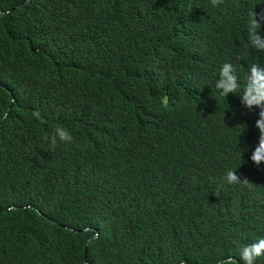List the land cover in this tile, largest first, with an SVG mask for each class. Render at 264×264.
Listing matches in <instances>:
<instances>
[{
  "label": "trees",
  "instance_id": "obj_1",
  "mask_svg": "<svg viewBox=\"0 0 264 264\" xmlns=\"http://www.w3.org/2000/svg\"><path fill=\"white\" fill-rule=\"evenodd\" d=\"M25 1L0 0V208L7 222L0 225V264H18L28 255L45 264H80V252L96 232L97 245L117 244L132 253L151 251L153 242H164L172 231L179 239L171 236V254L162 258L163 264L175 263L176 246L199 264L221 259L225 264H243L242 247L264 238V162L256 165L250 159L259 130L241 103L243 89L229 98L216 97L215 66L193 54L190 46H180L184 36H191L198 17L180 13L173 28L164 25L154 32L147 26L154 16L132 1L88 0L95 6L106 1L123 4L139 22L140 37L117 44L105 30L92 35L80 30L83 22L107 18L120 26L114 10L112 14L96 12L67 0H30L14 10ZM161 2L164 14L176 7L174 0ZM185 9H198L202 16L198 19L221 24L222 14L240 25L251 7L236 0H220L215 6L207 0H191ZM220 24L212 29L221 32ZM256 63L264 64V53L251 52L244 59V66L238 67L239 84ZM115 88L141 97L124 104L138 100L145 104L144 119L137 125L140 139L151 140L148 134H153L168 140V135L176 138L175 143L199 147L194 159L171 172L172 179L179 181L178 193L188 190L193 196L186 217L178 215V200L168 214L163 208L148 209L131 194L102 196L79 178L83 164L75 151L92 161L95 152L89 132L77 128L78 114L87 106L91 112L107 106ZM37 112L39 116L34 115ZM197 121L203 122L202 130L192 134L190 128ZM58 126L71 134L72 141L61 142L57 137L53 147L44 137L54 135ZM179 150L191 152L187 146ZM8 151L23 160L18 170L2 166ZM230 170L240 182H227ZM48 216L63 226L56 230L58 240L50 248L32 247V232L50 237ZM222 216L242 229L221 226ZM225 231L230 238H216L215 234ZM165 232L166 237H157ZM193 233L202 234L201 245L187 239ZM132 234L139 235L136 245ZM10 247L12 254L6 253ZM91 259L103 264L96 256ZM136 259L140 264H154L147 256L136 255Z\"/></svg>",
  "mask_w": 264,
  "mask_h": 264
},
{
  "label": "clouds",
  "instance_id": "obj_2",
  "mask_svg": "<svg viewBox=\"0 0 264 264\" xmlns=\"http://www.w3.org/2000/svg\"><path fill=\"white\" fill-rule=\"evenodd\" d=\"M82 8L92 9L96 12H117L120 19V26L116 25L111 19L90 20L80 25L82 32L94 34L95 30H105L110 38L117 44L131 42L140 37L139 22L134 20L127 12L123 4H115L106 1L104 4L95 6L88 0H67ZM134 4L145 9L147 13L152 14L154 18L148 22L147 26L154 32H157L164 25L173 28L176 17L181 13L186 16L201 18L200 12L188 11L185 9L187 3L191 0H174L176 7L170 12L163 13V4L161 0H129ZM210 4L216 5L220 0H207ZM30 0H26L14 10H19ZM249 4L250 12L246 15L245 22L240 25L232 24L225 16L220 14L221 24L209 19H198L195 22V28L191 36H184L180 40V46H190L193 54H197L204 61L212 64L215 72L218 74L214 86V94L218 98H229L243 89V94L239 95L244 110L254 117L255 127L259 130L258 144L251 154V161L260 165L264 162V64L256 63L250 66L249 74L241 83L238 78L241 75L238 67L244 66V59L251 53L259 51L264 53V0H236ZM223 7V5H222ZM114 10V11H112ZM144 21V20H143ZM220 24L221 32L212 29L215 24ZM184 25L176 30L175 36L180 34ZM146 27L148 32L153 33ZM154 34V33H153ZM244 86V88H243ZM127 90L115 88L111 93V98L107 106H101L90 111L87 106L80 110L77 117V125L80 130L88 131L91 137L92 148L95 152V161H92L82 152L75 151L79 163L83 164L82 172L78 174L79 178L86 181L96 191L103 193L102 196H112L116 193H126L137 196L148 209L163 208L169 214L172 205L179 201L178 215L180 218L186 217L192 210L193 196L188 190L184 193H178V182L172 179L171 172L174 167L184 165L189 160L196 157L199 147L191 148L184 143H175L176 138L168 136V140L156 135L148 134V141L140 139V133L137 129L138 123L143 121L145 116V104L138 100L125 103L139 96H127ZM165 96H169V90H165ZM212 93L208 96L211 100ZM163 107V106H161ZM165 108V107H163ZM259 109V114L253 111ZM39 116V113H34ZM202 121L192 124L190 132L199 134L202 130ZM57 137L61 142H71V134L63 127L58 126L55 134L51 137L45 136L46 141L54 147L57 143ZM182 146H187L191 152L185 153L179 150ZM197 153V154H196ZM2 166L18 170L24 163L17 154L12 151L5 153L1 160ZM90 165H94L89 168ZM88 170V171H87ZM226 180L229 184L238 183L241 180L235 174V171H228ZM244 182H247L246 180ZM34 208L31 206H26ZM13 209V208H11ZM37 213L43 216V213L37 210ZM6 213L0 208V225L7 222L2 216ZM47 232L50 237L32 232L30 235L31 246H46L50 248L58 239L56 230H61V222L52 216L46 217ZM219 224L231 230L242 229L226 217L219 219ZM92 230V229H90ZM216 238L227 240L230 238L227 231L215 234ZM99 234L96 232L90 236L81 250L80 264H95L91 258H99L103 264H140L137 256H147L154 264H163L162 258H169L171 254L168 244L171 238L179 239L176 232L172 231L170 237L162 243L155 245L153 242L151 251H142L132 253L124 246L106 243L97 245ZM133 244L139 238V235L132 234ZM167 232L160 233L157 237L163 238ZM172 236V237H171ZM200 233L187 235V239L193 243L202 244L203 238ZM183 248V243H181ZM103 247L104 249H98ZM175 247V246H174ZM174 264H199L191 256L184 255V252L176 246ZM14 249L10 247L6 253L12 254ZM240 260L243 264H260L264 259V238H259L255 243L245 245L240 250ZM261 257V258H260ZM223 259L214 264H225ZM234 262L238 261L232 259ZM18 264H45L43 260L26 256Z\"/></svg>",
  "mask_w": 264,
  "mask_h": 264
}]
</instances>
